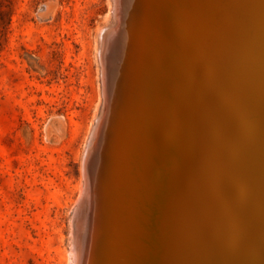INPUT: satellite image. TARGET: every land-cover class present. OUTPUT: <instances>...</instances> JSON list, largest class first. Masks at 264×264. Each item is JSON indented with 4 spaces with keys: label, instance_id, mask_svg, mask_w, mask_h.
Listing matches in <instances>:
<instances>
[{
    "label": "rangeland",
    "instance_id": "rangeland-1",
    "mask_svg": "<svg viewBox=\"0 0 264 264\" xmlns=\"http://www.w3.org/2000/svg\"><path fill=\"white\" fill-rule=\"evenodd\" d=\"M187 1L189 10L182 18L183 7L177 0H145L149 3L143 6H148L150 13L160 15L153 16L160 24L158 31L164 30L161 35L158 31L154 33L158 35L155 36L157 39L150 34V22L145 23L146 16L153 18L152 14L148 15L149 10L143 19L131 5L129 10L133 15H126L131 23L134 21V26L138 24L137 28L154 38L150 40L154 42L155 50L161 46L159 52L155 51L156 55H149L161 71L165 99L160 112V104L151 92L154 78L148 75L144 80L148 87L144 90L153 99L149 105L154 117H149L145 124L143 117L149 112L134 105L130 111L133 118L127 116L125 124L121 126V118H116L120 128L124 127L123 132L127 131L121 135L123 143H126L123 150L128 151L125 152L127 155L122 153V161L138 170L141 168L146 180L144 184H147L144 200L137 196L138 190L134 189L123 210L118 209L116 204L120 199L114 196V200L110 187L103 185V196H107L102 202L106 204L104 209L107 214L115 209L119 212L111 218L118 224L114 246H107L111 251L106 254L108 257L105 255L104 264H179L180 261L184 264H213L212 260L214 264H243L244 260H249L245 264H264V260H255L254 255H247H251L249 248L255 244L253 242H264V86L261 87L264 85V78L261 79L264 76V0ZM116 5L117 0H0V264H74V219L80 196L85 194L87 158L98 156L102 152L100 148L107 154L112 152L108 155H113V151L114 154L119 153L111 137L110 123L108 129L103 125L110 112L105 108L106 70L100 54L106 32L118 26L116 14L119 6ZM168 14L170 17H167ZM178 17L182 18L180 22L174 19ZM227 18L230 20L227 21ZM231 25L237 27V31ZM230 30L232 34L240 33L230 35ZM237 37L241 43L243 41L242 44ZM234 40L238 45L232 42ZM130 42H118L123 44L121 47L118 45L122 52L118 62L122 63L127 75L130 72L127 67ZM228 42L232 44L228 45ZM234 44L246 50L238 48L237 52ZM247 48L251 49L249 53ZM224 53L225 56H222ZM121 58L127 62L124 61V64ZM243 59L249 62L246 64ZM150 65L155 66L149 64L148 68ZM246 65L251 67H248L250 70ZM188 69L197 73L193 83L185 77ZM245 72H252L249 76L252 74L253 77ZM176 80L185 86L175 83ZM249 80L258 88L249 83L250 87ZM257 82L258 86H255ZM121 85H125L122 91L127 95L128 86ZM135 93L132 92L137 96ZM117 102L121 105L125 101ZM141 104L144 107L143 99ZM102 115L105 117L102 118ZM133 149L138 155H143V159L133 157ZM107 159L105 164L108 167L111 162ZM85 161L87 163L84 164ZM110 165L109 172L114 170L112 163ZM209 177L211 180H208ZM216 193L225 200H221L220 196L218 200ZM182 213L190 214V217ZM175 214L179 215V219L175 218ZM128 218H132L133 227L123 232L119 225L128 222ZM188 218L192 220L188 221ZM170 255L179 260L169 258Z\"/></svg>",
    "mask_w": 264,
    "mask_h": 264
},
{
    "label": "bare ground",
    "instance_id": "bare-ground-1",
    "mask_svg": "<svg viewBox=\"0 0 264 264\" xmlns=\"http://www.w3.org/2000/svg\"><path fill=\"white\" fill-rule=\"evenodd\" d=\"M149 1V0H148ZM165 1V0H164ZM169 0H167V2H168ZM210 1V0H209ZM114 2H116V1H114ZM150 2H152V1H150ZM160 2H161V0H160ZM177 2L180 4V6H182L183 8H182V18H183V15H185V14H187V11L189 10V8H188V4H187V0H177ZM177 2H176V5H177ZM199 2V1H198ZM212 2V1H211ZM147 3H149V2H145V0H117V5L119 6L117 9H118V11H117V14H116V16L118 17V21L120 22H118V26L117 27H115L114 29H111L109 32H106V34H105V36H104V40H103V49H102V53H100L101 55H102V59H103V63L105 64V70H106V74H105V77H106V80L104 81L105 82V94H106V105H105V103H104V105L106 106L105 108L110 112V113H108V116L107 117H105V116H103L102 118H106L103 122H104V127H106L107 128V126L109 125V123H110V125L108 126L109 127V129H110V132H111V137L113 138V141H114V145H116V147L119 149V153L117 152V153H115L114 154V151H113V155H108L109 153H111L112 154V152H108V154H107V152H106V150H103L102 148H100V151L102 150V152H100L99 154H98V156L97 155H95L93 158H90V156H89V158H87L88 157V152H87V160H88V164H86V172L84 173V174H86L87 173V177H85V178H87V182H86V188L85 189H83L84 191H85V194L83 195H81L80 196V199H79V204H78V210L75 212V219L74 220H76V223H75V225H76V228H75V230H73L74 232V239H75V241H74V248H75V260H74V264H104V262H105V255L106 254H108V252H110L109 251V249H108V247L107 246H111L112 244H113V241H114V239H115V234H116V227H117V224H116V222L114 223L113 221H112V216H113V218H115L116 217V215H118V213L119 212H117V210L115 209V211L113 210H111L112 212H109V214H107V211L104 209V206L106 205V204H103L102 202H104V199H107V198H104V196L105 197H107L105 194H104V196H103V192H102V190H103V185H104V187H106L105 185H108L107 187H110V190L109 191H111V193L113 192L114 193V195H113V197L114 196H117V199H120V201L118 202V203H116L117 204V207H119L118 209H122L123 210V208L126 206V204H128V203H126L127 202V199L129 200V197L132 195V193H133V191H134V189H136V190H138V194H137V196L143 201L144 200V197H145V190H146V188H145V184H147V182L144 184V182L146 181L145 180V175H144V173H143V171L141 170V168H139V170H138V168L137 167H134V166H131L130 164L129 165H126L125 164V162H123L122 160V153H124V154H126L127 155V153H125V152H128L127 150L125 151V150H123V148H125L126 146H125V144L126 143H123L124 142V140H123V138L124 137H122L123 135H122V133L124 134V133H126V132H123L124 131V127H122V129L120 128V124H118L117 122H115V121H118V119L116 120V118H121V120H122V122H121V126H122V123L123 124H125L126 122H127V119H126V117L128 116V118L129 119H131V118H133V116H131V107L132 106H136V108H140L141 110H143V108H144V111H146V112H149L147 115H145V117H143V120L145 121V124H147L148 123V119H150L151 117H154L150 112H151V110H152V107H150V105H149V103L151 102V100H153V99H150L149 98V94L147 93V91L146 90H144L145 89V87L147 88L148 87V85H146V84H144L145 82H144V80L145 79H147V77H148V75H150V77H153L154 78V83H153V89H152V91L151 92H154L153 93V97L154 98H156L157 99V101H158V103L157 104H160V106L158 107V110L161 112V104H162V101L165 99V95H164V92H163V88H162V85H161V80H160V77H161V71L160 70H158V67H157V65H156V63L154 62V59H151L150 58V55L149 54H151L152 56H153V54L154 55H156L155 54V51H157L158 49H160L161 48V46H160V48H158L157 50H155V44H154V42L153 41H151L152 39L154 40V38H150V35L149 34H145V32L142 30V29H139V28H137L136 26L138 25H135L134 26V21L131 23V19L129 20V18L127 19V16L128 15H130V14H132L131 13V10H129L130 9V7H131V5H132V8L135 10V12L137 11V12H139V17H142L144 14L146 15V12L148 13V6H143V5H145V4H147ZM169 3H173L172 1H170ZM189 3V2H188ZM214 3V2H213ZM212 3V4H213ZM217 4V3H216ZM116 5V6H117ZM154 5V4H153ZM207 5V4H206ZM115 6V5H114ZM142 6V7H141ZM166 6V5H165ZM173 6H175V4L173 5ZM178 6V5H177ZM176 6V7H177ZM167 7V6H166ZM176 7L174 8V9H176ZM128 9V10H127ZM132 9V10H133ZM216 9V8H215ZM133 10V11H134ZM156 10V9H155ZM167 10H168V7H167ZM170 10V9H169ZM178 10H180L179 8H178ZM177 10V11H178ZM153 11V10H152ZM156 11H158V9L156 10ZM174 10H173V8H172V12H173ZM130 12V13H129ZM134 12V13H135ZM161 12V11H160ZM166 12V11H165ZM175 12H176V10H175ZM206 12V11H205ZM208 12V11H207ZM214 12H215V10H214ZM158 13H159V11H158ZM161 13H164V12H161ZM168 12H166V14H167ZM179 13V12H178ZM217 13V12H216ZM260 13V12H259ZM115 14V13H114ZM120 14L122 15V16H120ZM128 14V15H127ZM151 15L152 14V12L150 13V10H149V13H148V15ZM156 14V12L155 13H153L152 14V17L154 16ZM165 14V13H164ZM194 14V13H193ZM199 14V13H198ZM202 14L203 13H201V16H202ZM127 15V16H126ZM133 15V14H132ZM156 15H159V14H156ZM175 14H173V15H171V17L173 18V16H174ZM207 15V14H206ZM218 15V14H217ZM116 16H114V19H115V17ZM160 16V15H159ZM161 16H162V14H161ZM187 16V15H186ZM219 16V15H218ZM221 16V15H220ZM128 17H131V15L130 16H128ZM135 17V16H134ZM138 17V18H139ZM147 17V18H146ZM143 16L142 18L144 19V18H146L147 20L145 21V23H149L150 22V26L148 25V27H149V30H150V34L152 35L153 34V37H155L156 35H154V33H156L159 29H161L160 28V26H158V25H160V24H157L156 22H157V18H155L154 19V17L151 19V17L149 18L148 16ZM165 17H166V15H165ZM167 17H170V15L168 14L167 15ZM176 17V16H175ZM202 17H205V15L204 16H202ZM138 18H137V20H138ZM179 18V19H178ZM178 18H174V19H176V21H181V19H180V17H178ZM193 18V17H192ZM209 18V17H208ZM213 18H214V15H213ZM219 18V17H218ZM217 18V19H218ZM134 19V18H133ZM142 19V21H144ZM159 19V18H158ZM171 18H169V20H170ZM202 19V18H201ZM207 19V18H206ZM136 20V21H137ZM141 20V19H140ZM139 20V21H140ZM171 20H173V19H171ZM221 20H223V19H221ZM227 21L228 20H230V19H226ZM174 21V20H173ZM217 21V20H216ZM163 22V21H162ZM175 22V21H174ZM178 22V23H179ZM205 22V21H204ZM219 22V21H218ZM136 23V22H135ZM145 23H143L144 25H146ZM159 23V22H158ZM226 23V22H225ZM221 24H223V21H222V23ZM230 24V23H229ZM228 24V26H230ZM162 25V24H161ZM178 25V24H177ZM176 25V26H177ZM206 25V24H205ZM220 24H218V26H219ZM227 25V24H226ZM147 26V25H146ZM204 26V25H203ZM212 26V25H211ZM223 26H225V25H223ZM228 26H227V28H228ZM148 27L146 28V29H148ZM175 27V26H174ZM206 27H207V25H206ZM221 27V26H220ZM231 27H232V25H231ZM231 27H230V29H231ZM234 27V26H233ZM232 27V28H233ZM235 28H237V27H235ZM235 28H233V29H235ZM170 29V28H169ZM203 29V28H202ZM211 29V28H210ZM214 29V28H213ZM221 29V28H220ZM149 30H148V32H149ZM163 30V29H162ZM162 30H160V32L162 31ZM166 30V29H165ZM205 30H206V28H205ZM232 30V29H231ZM230 30V35H234V36H237L236 34L239 32H237V33H233L232 34V31ZM236 31H237V29H235ZM234 30V31H235ZM107 31V30H106ZM164 31V30H163ZM204 31V30H203ZM235 31V32H236ZM159 32V31H158ZM159 32V33H160ZM205 32V31H204ZM209 32V31H208ZM212 32V31H211ZM217 32V31H216ZM219 32V31H218ZM224 32V31H223ZM104 33V32H103ZM158 33V34H159ZM210 33V32H209ZM227 33V32H226ZM228 33V34H229ZM240 33V32H239ZM164 34V33H163ZM165 34H168V33H165ZM186 34V33H185ZM225 34V33H224ZM223 34V35H224ZM104 35V34H103ZM103 35H101V36H103ZM159 35H161V33L159 34ZM172 35V34H171ZM175 35V34H174ZM198 35V34H197ZM222 35V36H223ZM158 36V35H157ZM164 36V35H163ZM188 36V35H187ZM152 37V36H151ZM214 37H215V35H214ZM239 37V36H238ZM237 37V38H238ZM156 39L158 38V37H155ZM160 38V37H159ZM162 38V37H161ZM160 38V39H161ZM166 38V37H165ZM219 38V37H218ZM217 38V39H218ZM227 38H228V36H227ZM241 38V37H240ZM243 38V37H242ZM151 39V40H150ZM212 39V38H211ZM224 39V38H223ZM235 39V38H234ZM239 39V38H238ZM237 39V40H238ZM122 41V42H129V41H131L130 43H128V58H127V56L125 57V58H127L128 59V63H127V67L128 68H130V72H128L129 74L127 75L126 74V69L124 68H122V66H121V64L118 62V60L120 59V54L122 55V52L119 50V49H121V48H119L118 47V45H120V44H118V42L119 41ZM214 40H216V39H214ZM225 40V39H224ZM228 40H229V38H228ZM231 40H233V39H231ZM244 40V39H243ZM151 41V42H150ZM158 41V40H157ZM220 41V40H219ZM230 41V40H229ZM239 41H240V39H239ZM213 42H215V41H213ZM218 42V41H217ZM226 42V41H225ZM232 42H235V40L234 41H232ZM245 42V41H244ZM135 43V44H134ZM156 43V42H155ZM159 43V42H158ZM157 43V44H158ZM169 43V42H168ZM236 43V42H235ZM240 43H241V41H240ZM239 43V44H240ZM242 43H243V41H242ZM241 43V44H242ZM130 44H132V45H130ZM157 44H156V46H157ZM160 44V43H159ZM210 44H211V42H210ZM220 44V43H219ZM230 44H232V43H230ZM229 44V42H228V45H230ZM237 44V43H236ZM236 44H234V47H235V45ZM123 45V44H122ZM122 45H120V47L122 46ZM127 45V44H126ZM130 45V46H129ZM216 45V44H215ZM224 45V44H223ZM238 45V44H237ZM236 45V46H237ZM246 45H247V43H246ZM245 45V46H246ZM211 46V45H210ZM217 46H219V45H217ZM233 46V45H232ZM232 46L230 47V48H232ZM248 46V45H247ZM212 47V46H211ZM227 47V46H226ZM234 47L232 48L233 50H234ZM183 48H184V46H183ZM201 48V47H200ZM218 48V47H217ZM220 48V47H219ZM228 48V47H227ZM239 48V46H237V48L235 49L236 51H237V49ZM244 48V51L246 50V48L245 47H243ZM242 48V49H243ZM125 49V48H124ZM127 49V48H126ZM239 49H241V48H239ZM241 49V50H242ZM248 49V48H247ZM212 50V49H211ZM218 50V49H217ZM240 50V52H242ZM249 50H251V49H248L247 50V52L249 53L250 51ZM160 50H158V52H159ZM221 51V50H220ZM226 51V50H225ZM231 51V50H230ZM229 51V52H230ZM125 52V51H124ZM124 52H123V54H124ZM198 52V51H197ZM212 52V51H211ZM218 52V51H217ZM234 52V51H233ZM238 52V51H237ZM222 53V52H221ZM226 53V52H225ZM225 53H224V55H222V56H225ZM245 53V52H244ZM219 54V53H218ZM238 54V53H237ZM240 54V53H239ZM241 54H243V53H241ZM247 54V53H246ZM158 55V54H157ZM249 55H251V54H249ZM119 56V57H118ZM124 56H125V54H124ZM211 56V55H210ZM221 56V55H220ZM235 56V55H234ZM238 56V55H237ZM241 56H243V55H241ZM159 57H160V55H159ZM216 57V56H215ZM240 57V56H239ZM247 56H245L244 58H246ZM250 57V56H249ZM101 58V57H100ZM222 58V57H221ZM230 58V57H229ZM231 58H232V55H231ZM241 58V57H240ZM122 59V58H121ZM124 59V58H123ZM122 59V60H123ZM170 60V59H169ZM237 60V59H236ZM238 60H240L239 58H238ZM244 60V59H243ZM248 60V59H247ZM249 60H251V59H249ZM254 60V59H253ZM101 61V60H100ZM124 61H126L125 59L123 60V62ZM158 61V60H157ZM191 61V60H190ZM204 61V60H203ZM245 62H246V60H244ZM255 61V60H254ZM127 62V61H126ZM161 62V61H160ZM160 62H159V64H160ZM206 62V61H205ZM210 62V61H209ZM218 62H219V60H218ZM226 62V61H225ZM245 62L243 63V64H245ZM249 62V61H248ZM248 62H246V64L248 63ZM251 62H253V61H251ZM257 62V61H256ZM262 62H264V61H262ZM206 63H208V62H206ZM213 63V62H212ZM211 63V64H212ZM102 64V63H101ZM124 64H125V62H124ZM149 64H153V65H155V66H152V65H150L149 66V68H148V65ZM199 64V63H198ZM200 64H201V62H200ZM216 64V63H215ZM250 64H252V63H250ZM258 64V63H257ZM262 64V63H261ZM192 65H194V64H192ZM206 65V64H205ZM222 65V64H221ZM231 65V64H230ZM264 65V64H263ZM104 66V65H103ZM159 66V65H158ZM214 66V65H213ZM239 66H241L242 67V65L240 64ZM244 66V65H243ZM247 66V65H246ZM251 66V65H250ZM256 66V65H255ZM126 67V68H127ZM154 67H156L157 68V71L155 70V68ZM161 67V66H160ZM229 67V66H228ZM236 67V66H235ZM235 67H234V69H235ZM249 66H247L246 68H248ZM103 68V67H102ZM238 68V67H237ZM249 68H251V67H249ZM248 68V69H249ZM255 69H256V67H254ZM261 67H259V69H260ZM264 68V67H263ZM104 69V68H103ZM102 69V70H103ZM160 69V68H159ZM212 69H213V67H212ZM239 69V68H238ZM238 69H236V70H238ZM243 69H244V67H243ZM197 70V69H196ZM226 70V69H225ZM230 70V69H229ZM233 70V69H232ZM235 70V71H236ZM250 70V69H249ZM262 70V69H261ZM264 70V69H263ZM262 70V71H263ZM200 71V70H199ZM206 71V70H205ZM234 71V70H233ZM239 71V73L241 72L240 71V69L238 70ZM257 71V70H256ZM260 71V70H259ZM258 71V72H259ZM105 72V71H104ZM222 72V71H221ZM200 73V72H199ZM212 73V72H211ZM227 73V72H226ZM238 73V72H237ZM250 73H252V72H250ZM250 73H246L245 72V74L246 75H248L249 76V74ZM197 74V73H196ZM193 71H191L190 69H188V70H186V73H185V77H186V79L187 80H190L192 83L195 81V75H196ZM243 74V73H242ZM244 74V75H245ZM132 75V76H131ZM239 75V74H238ZM246 75H245V79H247V77H246ZM252 75V74H251ZM249 76L250 78L251 77H253V75L252 76ZM256 75V74H255ZM254 75V77H256ZM260 75V74H259ZM263 75V74H262ZM197 76V75H196ZM210 77L212 76V75H209ZM239 76H241V74L239 75ZM103 77H104V75H103ZM217 77H218V75H217ZM243 77V76H242ZM241 77V78H242ZM248 77V78H249ZM261 77V76H260ZM214 78V77H213ZM240 78V79H241ZM244 78V77H243ZM263 78H264V76L261 78L262 80H263ZM235 79V78H234ZM237 79V78H236ZM239 79V78H238ZM245 79H242L243 81L245 80ZM259 79V78H258ZM187 80H186V82H187ZM241 80V81H242ZM252 80H253V78H252ZM251 80V81H252ZM255 80V79H254ZM253 80V81H254ZM257 80V79H256ZM207 81V80H206ZM252 81V82H253ZM257 81H259V80H257ZM104 82H102V83H104ZM175 83H178L179 85H182L181 83H180V80H176V81H174ZM189 82V81H188ZM217 82H218V80H217ZM234 82V81H233ZM232 82V83H233ZM246 83H247V81H245ZM260 82V81H259ZM263 82V81H262ZM121 83L123 84H126L127 86H128V88H127V86H126V88L128 89V92H126V93H128L127 95L125 94L124 95V93H123V86H125V85H121ZM227 84H228V82H226ZM246 83H244L243 85H246ZM249 83H251L250 82V80L248 81V84ZM254 83V82H253ZM253 83H251L252 84V86H253V88H258V87H254V85H253ZM149 84L150 85H152L150 82H149ZM203 84V83H202ZM211 84V83H210ZM216 84V83H215ZM222 84H224V83H222ZM233 84H235V83H233ZM240 84H242V82H240ZM256 84H258V82L257 83H255V86H258V85H256ZM122 87H121V86ZM250 85V84H249ZM249 85H248V89H250L249 88ZM183 86H185V84L184 85H182V87ZM206 86H207V84H206ZM247 86V85H246ZM246 86H245V89H246ZM264 85H262L261 87H263ZM212 87V86H211ZM250 87H251V85H250ZM122 88V89H121ZM125 88V87H124ZM125 88V89H126ZM208 88V87H207ZM217 88V87H216ZM240 88V87H239ZM264 88V87H263ZM121 89V90H120ZM126 89V90H127ZM228 89V88H227ZM252 89V88H251ZM217 90V89H216ZM232 90V89H231ZM234 90V89H233ZM253 90V89H252ZM259 90H262V89H260V87H259ZM264 90V89H263ZM262 90V91H263ZM125 91V90H124ZM134 91L136 92L135 94L137 95V96H134L133 94H132V92L134 93ZM208 91V90H207ZM214 91V90H213ZM256 91V90H255ZM218 92V91H217ZM230 92V91H229ZM242 92V91H241ZM258 92H260V91H258ZM143 93H147V94H145V95H143ZM263 93V92H262ZM234 94H236L235 92H234ZM246 94V93H245ZM207 95H208V93H207ZM213 95V94H212ZM259 95V94H258ZM258 95H256V96H258ZM246 95H244V97H245ZM263 96H264V94H263ZM126 97H127V99H126ZM213 97H214V95H213ZM217 97H218V95H217ZM230 97V96H229ZM248 97V96H247ZM255 98V97H254ZM142 99L144 100V102H145V104H144V107H143V105L141 104V101H142ZM263 99V98H262ZM118 100H121V101H125V102H127L128 101V103L126 104V106L124 107L123 105H125L123 102V105H122V103H121V105H117L118 104ZM223 100V99H222ZM260 100H261V98H260ZM216 101V100H215ZM256 101V100H255ZM258 101V100H257ZM263 100H261L260 102H262ZM264 102V101H263ZM217 103V102H216ZM233 104V103H232ZM261 104V103H260ZM263 104V103H262ZM104 105H103V107H104ZM215 105V104H214ZM257 105H258V103H257ZM217 106H219V105H217ZM260 106V105H259ZM263 106V105H262ZM172 107V106H171ZM184 107V106H183ZM229 107V106H228ZM220 108V107H219ZM237 108V107H236ZM104 109V108H103ZM256 109V108H255ZM134 110H135V108H134ZM219 110V109H218ZM104 111V110H103ZM107 111V112H108ZM226 111V110H225ZM228 111V110H227ZM197 112V111H196ZM262 112H264V111H262ZM231 113V112H230ZM105 114V113H104ZM107 114V113H106ZM264 114V113H263ZM137 116V115H136ZM135 116V120H136V118L139 116V114H138V116L136 117ZM220 116V115H219ZM150 117V118H149ZM203 117V116H202ZM115 118V119H114ZM157 118V117H156ZM100 120V119H99ZM126 120V121H125ZM132 120H134V119H132ZM131 120V121H132ZM124 121V122H123ZM138 121V120H137ZM226 121V120H225ZM227 123V122H226ZM99 124V123H98ZM116 124V125H115ZM117 125H119V126H117ZM100 126V125H99ZM169 126V125H168ZM195 126V125H194ZM95 127H96V125H95ZM130 127V126H129ZM135 127V126H134ZM143 127H144V125H143ZM146 127V126H145ZM97 128V127H96ZM100 128V127H99ZM105 128V130L104 131H106L107 129ZM126 128V127H125ZM136 128V127H135ZM222 128V127H221ZM262 128V127H261ZM131 129V128H130ZM132 129H133V127H132ZM131 129V130H132ZM263 129V128H262ZM95 130H97V129H95ZM95 130H93L94 132H95ZM144 130V129H143ZM102 131V130H101ZM107 132H109V131H107ZM107 132H106V134H107ZM133 132V131H132ZM132 132H131V134H132ZM141 132V131H140ZM235 132V131H234ZM102 133H104V132H102ZM172 133H173V131H172ZM93 134V133H92ZM109 134V133H108ZM131 134H129V135H131ZM101 135V133H99V136ZM122 135V136H121ZM125 135V134H124ZM93 137H95V135L93 136ZM102 137V136H101ZM104 137V136H103ZM110 137V136H109ZM108 137V138H109ZM126 137V136H125ZM254 137V136H253ZM127 138V137H126ZM238 138H239V136H238ZM262 138V137H261ZM101 138H99V140H100ZM104 140V139H103ZM108 140V139H107ZM109 141V140H108ZM107 141V142H108ZM99 142H101V141H99ZM94 144V143H93ZM135 144V143H134ZM240 144H242V142L240 143ZM101 145H104V144H102L101 143ZM239 145V144H238ZM90 146L91 147H93V145H91V143H90ZM104 146H106V144L104 145ZM110 147V146H109ZM112 147H113V144H112ZM115 147V146H114ZM105 149V148H104ZM94 150H95V148H94ZM97 150H98V147H97ZM96 150V151H97ZM110 150V149H109ZM113 150V149H112ZM223 150V149H222ZM243 150V149H242ZM88 151H89V149H88ZM92 151V150H91ZM95 151V152H96ZM111 151V150H110ZM247 151V150H246ZM90 152V151H89ZM94 152V151H93ZM99 151H97V153H98ZM106 152V153H105ZM130 153H131V151H130ZM91 154V153H90ZM247 154V153H246ZM94 155V154H93ZM132 155H134L133 157H135V158H138V159H143V155H138L137 153H136V151L133 149V154ZM249 155V154H248ZM92 157V156H91ZM108 157V159L107 160H109L111 163H112V166H113V169L114 170H112V169H110L111 170V172H113V173H111V172H109L108 171V167L109 166H111L110 164H109V166L107 167V165L105 164V162H106V158ZM132 157V156H131ZM250 158V157H249ZM126 159V158H125ZM132 159V158H131ZM204 159V158H203ZM264 159V158H263ZM127 160V159H126ZM210 160V159H209ZM125 161V160H124ZM132 161V160H131ZM130 162V161H129ZM176 162V161H175ZM85 163H87V161H85L84 162V164ZM132 163V162H131ZM197 163V162H196ZM197 165V164H196ZM128 166V167H127ZM84 167H85V165H84ZM110 168V167H109ZM112 168V167H111ZM170 168V167H169ZM195 168H197V167H195ZM187 169V168H186ZM182 170V169H181ZM264 170V169H263ZM262 170V171H263ZM188 172V171H187ZM205 172V171H204ZM208 173H209V171H207ZM212 172V171H211ZM223 172V171H222ZM264 172V171H263ZM262 172V173H263ZM171 173V172H170ZM226 173V172H225ZM261 173V174H262ZM197 174H199V173H197ZM217 174V173H216ZM215 174V175H216ZM249 174V173H248ZM252 174V173H251ZM259 174V173H258ZM187 175V174H186ZM189 175H191L190 173H189ZM245 175V174H244ZM257 175V174H256ZM222 176H223V174H222ZM238 176H239V174H238ZM252 176V175H251ZM204 177V176H203ZM213 177V176H212ZM232 177H233V175H232ZM240 177V176H239ZM247 177V176H246ZM263 177V176H262ZM261 177V178H262ZM191 178H192V176H191ZM210 178V177H209ZM236 178V177H235ZM99 179V180H98ZM192 179H194V178H192ZM216 179V178H215ZM217 179H219V178H217ZM241 179H242V177H241ZM248 179H250L249 177H248ZM247 179V180H248ZM252 179V178H251ZM257 178H255V180H256ZM101 180L105 183H103V184H101ZM200 180V179H199ZM208 180H211V178L210 179H208ZM229 180V179H228ZM236 180V179H235ZM234 180V181H235ZM239 180H240V178H239ZM252 180H254V179H252ZM189 181H190V179H189ZM188 181V182H189ZM219 181V180H218ZM241 181V180H240ZM245 181V180H244ZM249 181V180H248ZM100 182V183H99ZM239 182V181H238ZM246 183H247V181H245ZM250 182V181H249ZM251 182H254V181H251ZM257 182V181H256ZM255 182V183H256ZM197 183H198V181H197ZM102 186H101V185ZM182 184V183H181ZM193 184H194V180H193ZM236 184V183H235ZM239 184V183H238ZM240 184H241V182H240ZM250 184V183H249ZM178 185V184H177ZM188 185V184H187ZM203 185V184H202ZM210 185V184H209ZM215 185V184H214ZM243 185V184H242ZM244 185H245V183H244ZM153 186V185H152ZM196 186V185H195ZM219 186V185H218ZM235 186V185H234ZM239 186H241V185H239ZM246 186H247V184H246ZM101 187H102V189H101ZM192 187V186H191ZM197 187V186H196ZM207 187V186H206ZM229 187V186H228ZM233 187V186H232ZM237 187V186H236ZM235 187V188H236ZM242 187V186H241ZM186 189V188H185ZM240 189H242V188H240ZM106 190H107V188H106ZM159 190V189H158ZM235 190V189H234ZM237 190V189H236ZM238 190H239V188H238ZM237 190V191H238ZM248 190V189H247ZM82 191V190H81ZM128 191V193L126 194V192ZM179 191V190H178ZM221 191V190H220ZM226 191V190H225ZM108 192V191H107ZM135 192V191H134ZM182 192V191H181ZM229 192V191H228ZM84 193V192H83ZM109 193V192H108ZM210 193V192H209ZM218 193V192H217ZM217 193H216V195H217ZM231 193V192H230ZM238 193V192H237ZM153 194V193H152ZM190 194V193H189ZM220 194V193H219ZM229 195V194H228ZM227 195V197H229ZM232 195V194H231ZM181 196V195H180ZM202 196V195H201ZM220 196V195H219ZM219 196L217 195V196H215L216 198L218 197V200H219ZM91 197H92V200H91ZM212 197H214V196H212ZM221 197V196H220ZM224 197H226V196H224ZM188 198H190V197H188ZM209 198V197H208ZM229 198H231V197H229ZM234 198V197H233ZM150 199V198H149ZM165 199V198H164ZM179 199V198H178ZM182 199V198H181ZM203 199V198H202ZM109 200H112V198L111 199H109ZM114 200H115V197H114ZM210 200H212V199H210ZM217 200V201H218ZM221 200H225V199H223V197H221ZM220 200V201H221ZM231 200H232V202H233V199L231 198ZM118 201V200H117ZM190 201V200H189ZM197 201V200H196ZM200 201V197H199V199H198V202ZM215 201V200H214ZM228 201V200H227ZM226 201V202H227ZM230 201V200H229ZM106 202H107V200H106ZM115 202V201H114ZM195 202V201H194ZM224 202V201H223ZM93 203L95 204V208H93L92 207V205H93ZM112 203V202H111ZM146 203V202H145ZM161 203V202H160ZM181 203V202H180ZM202 203H204V202H202ZM216 203V202H215ZM215 203H213V204H215ZM222 203V202H221ZM230 203H231V201H230ZM109 204V203H108ZM113 205H114V203H112ZM175 204V203H174ZM174 204H173V206H174ZM183 204H184V202H183ZM191 204V203H190ZM218 204V203H217ZM225 204V203H224ZM231 204H233V203H231ZM167 205V204H166ZM169 205V204H168ZM180 205V204H179ZM212 205V204H211ZM228 205V203H226V206ZM241 205V204H240ZM108 206V205H107ZM164 206V205H163ZM177 206V205H176ZM175 206V207H176ZM185 206V205H184ZM199 206V205H198ZM206 206V205H205ZM208 206V205H207ZM162 207V206H161ZM167 207V206H166ZM165 207V208H166ZM170 207V206H169ZM179 207V206H178ZM210 207V206H209ZM217 206H215V208H216ZM108 208V207H107ZM165 208H164V210H165ZM196 208H197V206H196ZM199 208V207H198ZM212 208H214L213 206H212ZM177 209V208H176ZM180 209V208H179ZM204 209V208H203ZM206 209V208H205ZM205 209L203 210V211H205ZM218 209V208H217ZM216 209V210H217ZM221 209V208H220ZM131 210V209H130ZM159 210H161V209H159ZM169 210V209H168ZM168 210H167V212H168ZM175 210V209H174ZM197 210V209H196ZM212 210V209H211ZM215 210V211H216ZM225 210V209H224ZM119 211V210H118ZM158 211V210H157ZM156 211V212H157ZM176 211V210H175ZM184 211H186V209L184 210ZM193 211V210H192ZM200 211V210H199ZM203 211H201V213H204ZM127 212V211H126ZM129 212V211H128ZM158 212H162V211H158ZM166 212V211H165ZM189 212V211H188ZM206 213H207V211H205ZM210 212V211H209ZM213 211H211V213H212ZM169 213V212H168ZM179 213V212H178ZM192 213V212H191ZM201 213H199L200 215H201ZM225 213V212H224ZM227 213V212H226ZM225 213V214H226ZM162 214H164L163 212H162ZM162 214H161V216H162ZM166 214V213H165ZM187 214V213H186ZM186 214H184V215H186ZM208 214V213H207ZM206 214V215H207ZM146 215V214H145ZM155 215H157V214H155ZM182 215H183V213H182ZM183 215V216H184ZM194 215H195V213H194ZM205 215V216H206ZM216 215V214H215ZM135 216H137V215H135ZM140 216V215H139ZM160 216V217H161ZM166 216V215H165ZM176 216V217H175ZM175 218H178L179 219V215L177 216L176 214H175ZM186 216H188V217H190V214L189 215H186ZM185 216V217H186ZM132 217V216H131ZM142 217V216H141ZM159 217V216H158ZM169 218H170V216H168ZM195 217V216H194ZM200 217V216H199ZM206 217H208V215L206 216ZM212 217H213V215H212ZM219 217V216H218ZM226 217V216H225ZM228 217H229V215H228ZM257 217V216H256ZM127 218V217H126ZM134 218H136V217H134ZM143 218V217H142ZM168 218V219H169ZM173 218V217H172ZM171 218V219H172ZM198 218V217H197ZM205 218V217H204ZM227 218V217H226ZM147 219V218H146ZM168 219H166V221H168ZM177 219V220H178ZM189 220L188 221H190V219L191 218H188ZM194 219V218H193ZM206 219H208V218H206ZM213 219V218H212ZM216 219V218H215ZM185 220V219H184ZM183 219H182V222H184V223H186L185 221H184ZM192 220V219H191ZM200 219H198V221H199ZM211 220V219H210ZM214 220V219H213ZM260 220V219H259ZM118 221V220H117ZM121 221V220H120ZM137 221V220H136ZM162 221V220H161ZM160 221V222H161ZM165 221V220H164ZM165 221V222H166ZM172 221V220H171ZM198 221H197V225L199 224L198 223ZM201 222H202V220H200ZM204 221V220H203ZM156 222V221H155ZM154 222V223H155ZM168 222H170V221H168ZM173 222V221H172ZM216 222V221H215ZM125 223V224H124ZM134 223H135V221H134ZM179 223V222H178ZM181 223V222H180ZM184 223H182V225L184 224ZM205 223V222H204ZM203 223V224H204ZM206 223H207V220H206ZM209 223V222H208ZM137 224H138V222H137ZM161 225H162V222L160 223ZM167 224V223H166ZM175 224V226H176V224L177 223H174ZM174 224H172V226L174 225ZM200 224H202V223H200ZM213 224V223H212ZM219 224V223H218ZM158 225V224H157ZM181 225V224H180ZM205 225V224H204ZM177 226H179V225H177ZM176 226V227H177ZM119 229H121L123 232H126L127 230H131L132 229V227H133V222H132V218H128V222H123V224L120 226L119 225ZM138 227V226H137ZM167 227H169V226H166V228ZM204 227V226H203ZM202 227V228H203ZM212 227V226H211ZM165 228V227H164ZM170 228V227H169ZM183 228V227H182ZM264 228V227H263ZM144 229H145V227H144ZM153 229V228H152ZM156 230H157V228H155ZM163 229V228H162ZM197 229V228H196ZM209 229V228H208ZM159 230V229H158ZM178 230V229H177ZM176 230V231H177ZM240 230V229H239ZM238 230V232H240ZM151 231H154V230H151ZM164 231V230H163ZM165 231H167V230H165ZM175 231V232H176ZM194 231V230H193ZM199 231V230H198ZM122 232V233H123ZM138 232V231H137ZM159 232H160V230H159ZM178 232V231H177ZM144 233V232H143ZM154 233V232H153ZM156 233H158V232H156ZM155 233V234H156ZM191 233V232H190ZM194 233V232H193ZM262 233H263V230H262ZM162 234V233H161ZM171 234V233H170ZM173 234V233H172ZM178 234V233H177ZM238 234V233H237ZM264 234V233H263ZM137 235V234H136ZM165 235V234H164ZM134 236V235H133ZM124 237H126V236H124ZM139 237V236H138ZM141 237V236H140ZM143 237V236H142ZM174 237V236H173ZM144 238H146V237H144ZM166 238V237H165ZM243 238H244V236H243ZM119 239H121L120 237H119ZM147 239V238H146ZM153 239H154V237H153ZM155 239H158V237L157 238H155ZM160 239V238H159ZM167 240H168V238H166ZM205 239V238H204ZM254 239V238H253ZM148 240V239H147ZM146 240V241H147ZM244 240V239H243ZM248 240V239H247ZM139 241V240H138ZM154 241V240H153ZM176 241V240H175ZM148 242V241H147ZM151 242V241H150ZM156 242H157V240H156ZM159 242H160V240H159ZM169 242H170V240H169ZM246 242V241H245ZM248 242V241H247ZM246 242V243H247ZM249 242H251V241H249ZM252 242H253V240H252ZM251 242V243H252ZM142 243V242H141ZM158 243V242H157ZM178 243V242H177ZM209 243V242H208ZM253 243H255V244H253V245H250L251 246V248H249V251H250V254L251 255H249V254H247L248 255V257L249 256H252V255H254V257H255V260L257 259V260H264V242H261V241H255V242H253ZM111 244V245H110ZM147 244V243H146ZM152 244H153V242H152ZM155 244V243H154ZM159 244V243H158ZM157 244V245H158ZM139 245V244H138ZM148 245H149V242H148ZM162 245V244H161ZM179 245V244H178ZM112 246H114V245H112ZM122 246V245H121ZM124 246V245H123ZM151 246V245H150ZM156 246V245H155ZM71 247H73L72 245H71ZM143 247H145V246H143ZM149 247V246H148ZM161 247H163V245L161 246ZM165 247H166V245H165ZM123 248V247H122ZM133 248V247H132ZM152 248V247H151ZM164 248V247H163ZM181 248V247H180ZM112 249V248H111ZM126 249V248H125ZM136 249V248H135ZM138 249H142V248H138ZM137 249V250H138ZM155 249V248H154ZM158 249V248H157ZM157 249L155 250V251H157ZM171 250H172V248H170ZM175 249H176V247H175ZM127 250V249H126ZM125 250V251H126ZM136 250V251H137ZM145 250V249H144ZM147 250V249H146ZM161 250V249H160ZM132 251V250H131ZM133 251H135V250H133ZM150 252H151V250H149ZM154 251V250H153ZM158 252V251H157ZM166 252V251H165ZM168 252V251H167ZM178 252V251H177ZM177 252H175V254L177 253ZM180 252V251H179ZM178 252V253H179ZM72 253V252H71ZM120 253V252H119ZM136 253V252H135ZM139 253V252H138ZM161 253V252H160ZM163 253H164V251H163ZM171 253V252H170ZM147 254H148V252H147ZM151 254H153V253H151ZM150 254V255H151ZM156 254H159V253H156ZM172 254V253H171ZM174 254V255H175ZM142 255V254H141ZM154 255H155V252H154ZM163 255V254H162ZM169 255V254H168ZM173 255V254H172ZM240 255H241V253H240ZM107 256V255H106ZM134 256V255H133ZM138 256H139V254H138ZM149 256V255H148ZM177 256V255H176ZM108 257V256H107ZM110 257H111V255H110ZM143 257V256H142ZM151 257H152V255H151ZM159 257V256H158ZM157 257V258H158ZM170 257H175V256H169V258ZM182 257V256H181ZM248 257H246V258H248ZM112 258H114V257H112ZM136 258V257H135ZM140 258V257H139ZM144 258V257H143ZM157 258H156V260H157ZM161 258V257H160ZM163 258H164V256H163ZM165 258H167V257H165ZM177 260H179V258L178 257H175ZM188 258V257H187ZM245 258V259H246ZM152 259V258H151ZM162 259V258H161ZM208 259V258H207ZM154 260V259H153ZM169 260V259H168ZM171 260V259H170ZM189 260V259H188ZM206 260V259H205ZM212 260V259H211ZM108 261V260H107ZM135 261V260H134ZM137 261H140V262H142L141 260H137ZM166 261V260H165ZM207 261H210V260H207ZM245 261H249V260H244V263L243 264H245L246 262ZM151 262V261H150ZM149 262V263H150ZM153 262V261H152ZM175 262H177V261H175ZM179 262V261H178ZM181 262V261H180ZM179 262V264H181ZM212 262H213V264H214V260H212ZM146 264H147V262H145ZM157 263V262H156ZM155 263V264H156ZM163 263V262H162ZM165 263V262H164ZM206 263V262H205ZM139 264V263H138ZM175 264H177V263H175ZM182 264H184V263H182ZM192 264V263H191ZM207 264V263H206ZM212 264V263H211ZM215 264H217V263H215Z\"/></svg>",
    "mask_w": 264,
    "mask_h": 264
}]
</instances>
